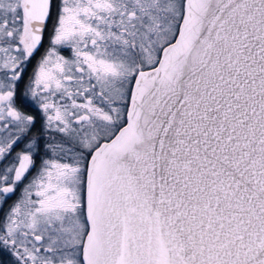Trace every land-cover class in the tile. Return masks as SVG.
Returning <instances> with one entry per match:
<instances>
[{"label":"snow or ice","instance_id":"obj_1","mask_svg":"<svg viewBox=\"0 0 264 264\" xmlns=\"http://www.w3.org/2000/svg\"><path fill=\"white\" fill-rule=\"evenodd\" d=\"M0 264H264V0H0Z\"/></svg>","mask_w":264,"mask_h":264},{"label":"flooded vegetation","instance_id":"obj_2","mask_svg":"<svg viewBox=\"0 0 264 264\" xmlns=\"http://www.w3.org/2000/svg\"><path fill=\"white\" fill-rule=\"evenodd\" d=\"M46 46H47V45L45 44V47H46ZM43 52H44V49L42 48V49L40 50V52L35 56V58L31 61L32 67L29 68V70H28V74H29V75H31V72H32L33 68L35 67L37 61L40 59V56L43 55ZM65 54L67 55V53H65ZM25 80H27V77L25 78Z\"/></svg>","mask_w":264,"mask_h":264}]
</instances>
